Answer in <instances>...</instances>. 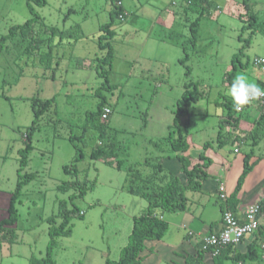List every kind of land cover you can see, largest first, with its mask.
<instances>
[{
    "label": "rangeland",
    "instance_id": "rangeland-1",
    "mask_svg": "<svg viewBox=\"0 0 264 264\" xmlns=\"http://www.w3.org/2000/svg\"><path fill=\"white\" fill-rule=\"evenodd\" d=\"M45 1L33 5L39 17L34 33L25 38L16 31L0 47V220L21 183L14 203L15 240L1 245L0 264H30L32 256L43 257L48 219L59 224L62 210L75 214L71 235L57 239L55 264H104L119 258L132 219L147 202L127 192L124 170L90 159L98 140L90 138L91 131L84 140L71 142L69 136L81 135L84 112L103 97L111 110L107 122L126 149L125 164H140L156 153L149 140L169 122L183 84L190 81L204 94L191 110L207 112L190 116L191 140L201 147L214 141L217 115L226 109L213 101L230 99L227 91L237 75L262 79L253 59L264 58V0H206L203 6L187 0H121L122 21L115 15L110 20L113 0ZM199 15L193 38L190 23ZM32 16L26 0H0V38ZM109 21L108 30L100 29ZM108 49L110 64L103 61ZM51 98L25 138L34 112ZM28 140L32 147L22 165ZM81 180L87 186L94 182L82 197L73 195L79 186L59 187L74 181L83 186Z\"/></svg>",
    "mask_w": 264,
    "mask_h": 264
},
{
    "label": "trees",
    "instance_id": "trees-1",
    "mask_svg": "<svg viewBox=\"0 0 264 264\" xmlns=\"http://www.w3.org/2000/svg\"><path fill=\"white\" fill-rule=\"evenodd\" d=\"M118 1L113 0L114 8L110 11V20L113 15L119 17L120 14H124L122 5H117ZM188 4H197L203 6L206 0H187ZM45 0H26L29 11L33 15L31 18L26 20L22 25L12 26L9 29V33L0 38V47L6 38H10L19 31L22 37H27L34 33V24L38 22V14L34 9L33 5L42 7L45 5ZM199 15L194 21L190 23V32L193 38L196 36V26L199 20ZM252 18V17H251ZM250 18V20H251ZM111 21L103 24L100 29L108 30ZM101 35H99V38ZM43 40H38L36 47H40ZM49 47V46H48ZM50 50L47 51L48 57ZM111 50L108 49L106 56L103 57V61L110 64L111 61ZM187 57L182 58L186 60ZM233 61V59H232ZM231 61V62H232ZM235 70V67L231 68L226 73V80L230 81L231 72ZM190 74L189 70L186 69L185 75ZM231 83V82H229ZM263 88V82L257 83ZM99 94L100 93H95ZM204 97V94L200 92L195 82H185L183 84V91L181 96L176 100L175 110L173 111L172 124L168 127V132L165 137H159L155 140H149V143L153 145L156 153L154 156L146 157L140 164H125L126 149L122 141L118 140L117 133L108 124L107 120L110 117L111 110L108 107L105 98L101 97L97 102L95 109H88L84 112V119L81 123L80 128L82 133L79 136L71 135L69 140L74 141L75 138L78 140H84L85 134L91 131V137H97V143L91 148L89 157L92 160H101L105 164L113 166L118 170H124L127 174L129 185L127 192L131 195L140 196L146 200L147 206L145 211L132 219V228L128 235L127 242L120 249L119 258L117 260L106 259L104 264H141L140 253L143 250L145 241L150 240H161L168 232V223L162 220L160 217L167 212H181L187 207V192H196L201 189L202 182L207 178V170L211 164L209 158L205 157L203 153H199L197 156H193L189 153L188 136L190 135V116L188 108L191 104L198 102ZM54 98L45 100L41 103L43 108L38 109L34 112V120L29 127V133L25 135L28 139L30 133L34 129L35 121L38 118V113L44 111L52 104ZM226 104V113L222 115L218 123L217 141L223 142L224 135L222 133L223 127L228 125L235 127L238 124L240 116L234 114V107L231 101L225 100L222 102ZM260 108V107H259ZM104 109H108L109 113L106 118L103 119L102 115ZM41 113V112H40ZM225 123H227L225 125ZM264 135V109L260 108V115L255 122V126L252 129L251 139L252 143H256L259 137ZM210 145L209 142L204 143L203 148L207 149ZM76 147V145H74ZM30 141H26L24 149H22V157L20 163L23 165L26 162V154L31 150ZM153 154V153H152ZM82 153L78 155V159H81ZM163 158H175L179 162L180 175L172 174L165 170L161 165V159ZM73 166V165H71ZM139 166V167H138ZM144 166V168L142 167ZM66 166L65 170L67 169ZM250 170V166L247 164L244 158V165L241 175L237 180V184L233 194L226 199L225 205H228V210L232 212L235 208L236 195L243 182L244 177ZM80 172V171H77ZM81 172H86L82 170ZM85 179V177H84ZM82 179V180H84ZM81 180V181H82ZM80 181V182H81ZM83 182V181H82ZM94 183V182H93ZM93 183L89 186L84 184L83 186L78 185V182H69L65 186L60 185V188H76L79 186V193L73 194L74 196L82 197L88 187H92ZM20 181L16 185V189L12 194L9 206L7 208L8 215L6 218L0 220V248L4 242L11 243L15 240L13 226L17 220V212L14 208L16 194L20 189ZM81 184V183H80ZM76 186V187H74ZM72 196V194L70 195ZM61 221L59 224H55L54 218L48 219L49 222V242L45 249L43 257L36 258L32 256L29 260L30 264H55L52 259L53 251L57 247V239L62 236L71 235V226L69 224L73 213L71 210L60 211ZM78 216H82V212ZM260 242L264 239L263 231L259 232ZM259 242V243H260ZM234 246H228L221 250L215 255V264H219L224 259L223 254L226 250L231 249ZM204 251V250H203ZM209 251V250H208ZM255 253L254 250H252ZM201 259L198 257L195 259L194 264H200Z\"/></svg>",
    "mask_w": 264,
    "mask_h": 264
},
{
    "label": "crops",
    "instance_id": "crops-1",
    "mask_svg": "<svg viewBox=\"0 0 264 264\" xmlns=\"http://www.w3.org/2000/svg\"><path fill=\"white\" fill-rule=\"evenodd\" d=\"M186 3L188 4V1ZM261 81L262 79H258L255 83ZM156 86L160 87V82ZM157 95L158 93L153 95L154 98ZM225 100L231 101V99L225 98L222 102ZM222 102L213 101L217 108L223 107L225 109L226 104ZM195 105L193 103L188 108L191 116L200 115L204 117L207 115V112L195 114L191 110ZM174 110H171L169 122H166L162 126V131L156 134V136L158 135L157 138L166 136L168 127L172 124ZM234 111V114L240 116L237 120L238 124L231 127L225 123L226 126L222 130L223 142L217 141L219 127L217 126L215 131L213 129L215 142L213 140L209 142L210 145L207 149H204L203 146L208 141L202 143V147L192 142L190 130L188 136L189 153L193 156L203 153L205 157L210 159L211 164L207 170L208 176L202 182L199 191L186 193L187 207L184 211L167 212L161 215L160 218L168 223V232L161 240L144 242L143 250L140 253L141 264H194L198 257L201 259L200 264H215V256L210 250L203 251L200 241L202 238L222 229L221 213L225 207L228 208V205L219 201L217 187L218 184H223L227 198L233 194L237 180L243 170L244 158L250 166V170L237 192V202L232 212L243 221L244 211L248 206L264 201V135L259 137L256 143H252L251 139L252 129L260 115V108L250 104L246 105L242 111L235 109ZM224 114L217 115V120L219 121ZM145 125L147 127V123ZM229 145L231 148L228 147ZM243 147L247 149L245 152L242 151ZM161 165L172 174L180 175V165L177 159L163 158ZM259 242V232L245 236L237 246L224 252V259L219 264H255L257 260L262 262Z\"/></svg>",
    "mask_w": 264,
    "mask_h": 264
},
{
    "label": "built area",
    "instance_id": "built-area-1",
    "mask_svg": "<svg viewBox=\"0 0 264 264\" xmlns=\"http://www.w3.org/2000/svg\"><path fill=\"white\" fill-rule=\"evenodd\" d=\"M117 5H122L121 1H118ZM118 18L122 21L124 14H120ZM253 65L260 70L264 84V58H254ZM262 89H264V86ZM251 104L264 109V96ZM108 113L109 110L104 109L102 118L105 119ZM217 191L219 201L225 204L227 195L222 183L218 184ZM221 222L223 224L221 230L202 238L200 241L201 249L204 251L210 250L214 256L228 246H237L247 235L256 234L260 231H263L264 234V201L248 206L244 211L243 221L225 207L221 213ZM259 248L264 263V239L260 242Z\"/></svg>",
    "mask_w": 264,
    "mask_h": 264
},
{
    "label": "clouds",
    "instance_id": "clouds-1",
    "mask_svg": "<svg viewBox=\"0 0 264 264\" xmlns=\"http://www.w3.org/2000/svg\"><path fill=\"white\" fill-rule=\"evenodd\" d=\"M227 95L230 97L234 109L242 111L246 105H250L253 101L264 96V89L241 74L233 79Z\"/></svg>",
    "mask_w": 264,
    "mask_h": 264
}]
</instances>
